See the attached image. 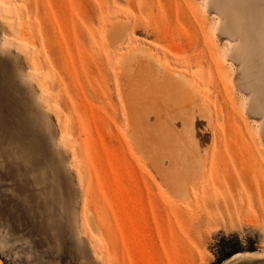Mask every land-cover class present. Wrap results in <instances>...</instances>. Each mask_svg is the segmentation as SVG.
<instances>
[{"label":"rangeland","instance_id":"374dc122","mask_svg":"<svg viewBox=\"0 0 264 264\" xmlns=\"http://www.w3.org/2000/svg\"><path fill=\"white\" fill-rule=\"evenodd\" d=\"M141 47L186 74L210 114L193 112L201 166L175 192L126 123L118 66ZM233 251L260 256L228 264H264V0H0L4 264H215Z\"/></svg>","mask_w":264,"mask_h":264},{"label":"bare ground","instance_id":"6f19581e","mask_svg":"<svg viewBox=\"0 0 264 264\" xmlns=\"http://www.w3.org/2000/svg\"><path fill=\"white\" fill-rule=\"evenodd\" d=\"M1 23L6 29L10 26L2 16ZM117 77L128 129L138 135L135 146L149 157L153 169L169 190L185 189L201 166L193 112L208 113L190 78L173 68H165L142 47L122 57ZM184 108L186 116L181 118ZM150 114L155 120L153 125L149 124ZM208 115L210 117V114L204 116L209 119ZM178 119L184 122L183 132L174 131ZM164 159L169 162L167 168L163 167ZM259 256V253H238L226 262Z\"/></svg>","mask_w":264,"mask_h":264},{"label":"trees","instance_id":"16d2710c","mask_svg":"<svg viewBox=\"0 0 264 264\" xmlns=\"http://www.w3.org/2000/svg\"><path fill=\"white\" fill-rule=\"evenodd\" d=\"M235 254H238V251H233L230 254H225V256H223L222 258H218L215 264H221L224 260H228Z\"/></svg>","mask_w":264,"mask_h":264},{"label":"water","instance_id":"95a60500","mask_svg":"<svg viewBox=\"0 0 264 264\" xmlns=\"http://www.w3.org/2000/svg\"><path fill=\"white\" fill-rule=\"evenodd\" d=\"M0 264H4L3 260L1 259V257H0Z\"/></svg>","mask_w":264,"mask_h":264}]
</instances>
